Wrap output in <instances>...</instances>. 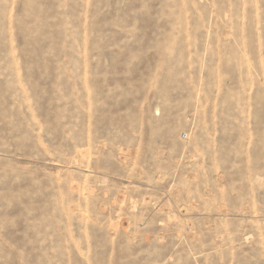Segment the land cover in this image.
<instances>
[{"label":"rangeland","instance_id":"374dc122","mask_svg":"<svg viewBox=\"0 0 264 264\" xmlns=\"http://www.w3.org/2000/svg\"><path fill=\"white\" fill-rule=\"evenodd\" d=\"M0 264H264V0H0Z\"/></svg>","mask_w":264,"mask_h":264}]
</instances>
